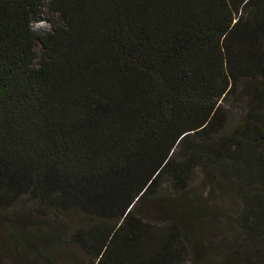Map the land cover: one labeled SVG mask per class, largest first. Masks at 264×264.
<instances>
[{
	"label": "trees",
	"instance_id": "trees-1",
	"mask_svg": "<svg viewBox=\"0 0 264 264\" xmlns=\"http://www.w3.org/2000/svg\"><path fill=\"white\" fill-rule=\"evenodd\" d=\"M66 243L264 264V0H0V264Z\"/></svg>",
	"mask_w": 264,
	"mask_h": 264
},
{
	"label": "rangeland",
	"instance_id": "rangeland-1",
	"mask_svg": "<svg viewBox=\"0 0 264 264\" xmlns=\"http://www.w3.org/2000/svg\"><path fill=\"white\" fill-rule=\"evenodd\" d=\"M48 16L50 17V15H48L47 12H45V17H47L45 20H40L39 18H35L33 22L34 29L37 31H42V32L49 31L52 28V25L50 23V20L48 19ZM51 19L56 22L59 21V18L57 15L51 16ZM228 110L230 113V117H229V121L227 125V130L230 131L232 127L235 125L236 121L239 119L238 118L239 112L235 107H232V106H229ZM204 178H205V174L203 172L198 171L195 176L194 185L195 184L199 185L200 182L203 183ZM223 190L224 192H222V195H221L222 197H214L213 199H211V201L212 200L218 201L219 206L221 208H224L227 214L237 212L238 199L235 196L234 191L228 185H225ZM200 191H201V196L204 198L209 195L208 188L206 186H203ZM22 218L28 221L31 219L29 215H24V214L22 215ZM73 219L78 220V221L80 220V218L77 219L76 217L75 218H72V217L65 218L67 222L70 220L71 222H73L72 221ZM227 220L228 221H226V226L228 222H229L228 225L231 224L230 219L228 218ZM6 255H8V253H6ZM57 258L60 264H88L87 255L83 251H81L79 248L68 245L67 243L59 246V254ZM16 261H18L20 264L22 263L21 259L19 258H16Z\"/></svg>",
	"mask_w": 264,
	"mask_h": 264
}]
</instances>
